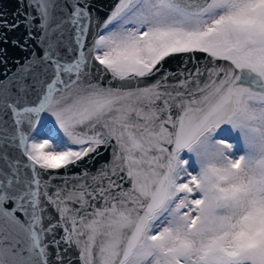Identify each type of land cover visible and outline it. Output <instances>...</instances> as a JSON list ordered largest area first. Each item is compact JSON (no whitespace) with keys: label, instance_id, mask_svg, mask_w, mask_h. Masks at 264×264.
<instances>
[{"label":"snow or ice","instance_id":"obj_1","mask_svg":"<svg viewBox=\"0 0 264 264\" xmlns=\"http://www.w3.org/2000/svg\"><path fill=\"white\" fill-rule=\"evenodd\" d=\"M100 12L0 10V264H264V0Z\"/></svg>","mask_w":264,"mask_h":264},{"label":"water","instance_id":"obj_2","mask_svg":"<svg viewBox=\"0 0 264 264\" xmlns=\"http://www.w3.org/2000/svg\"><path fill=\"white\" fill-rule=\"evenodd\" d=\"M7 3V5H5ZM94 5L101 9L100 15H105L107 12L108 7L112 3V0H93ZM17 9V0H0V10L6 11L9 13V18H11V13L16 11ZM24 30L23 28H20L19 30L9 33V41L16 39L23 42L24 39ZM28 47L31 49L33 45L30 43ZM0 48L6 49V58H7V64L0 63V79H3V73L5 71H8V74L11 75L12 72L16 70L18 67L16 61H23L25 57V52L21 50V48L12 45L11 43L4 44L2 41H0Z\"/></svg>","mask_w":264,"mask_h":264}]
</instances>
